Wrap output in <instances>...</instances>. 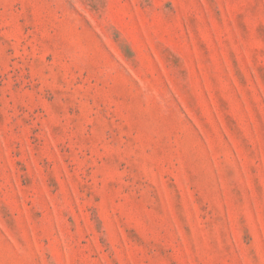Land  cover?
<instances>
[{
	"label": "rangeland",
	"instance_id": "374dc122",
	"mask_svg": "<svg viewBox=\"0 0 264 264\" xmlns=\"http://www.w3.org/2000/svg\"><path fill=\"white\" fill-rule=\"evenodd\" d=\"M0 264H264V0H0Z\"/></svg>",
	"mask_w": 264,
	"mask_h": 264
}]
</instances>
